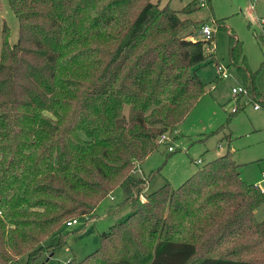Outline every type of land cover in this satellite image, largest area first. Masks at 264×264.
<instances>
[{"label":"trees","instance_id":"16d2710c","mask_svg":"<svg viewBox=\"0 0 264 264\" xmlns=\"http://www.w3.org/2000/svg\"><path fill=\"white\" fill-rule=\"evenodd\" d=\"M6 1L17 37L9 44L2 23L0 264H35L62 244L61 235L45 244L50 235L89 217L115 189L132 210L98 235L93 251L61 264H264V219L254 218L264 191L239 177L228 151L176 188L165 182L145 194L147 178L135 176L159 135L175 129L204 92L196 69L213 31L206 40L183 32L195 22L179 14L193 8ZM241 54L230 34L229 63L244 95L264 109Z\"/></svg>","mask_w":264,"mask_h":264},{"label":"rangeland","instance_id":"374dc122","mask_svg":"<svg viewBox=\"0 0 264 264\" xmlns=\"http://www.w3.org/2000/svg\"><path fill=\"white\" fill-rule=\"evenodd\" d=\"M151 1L160 6L168 4L176 11L188 4L186 10L193 9L179 17L189 18L195 26L183 32L190 30L203 40L198 26L207 24L213 33L212 39L203 45L205 59L196 69L204 92L176 126V133L170 135L167 142L158 143L141 160V172L137 171L135 176L147 178L143 192L155 191L165 182L176 188L196 169L227 151L238 164L239 177L264 190V178H261L264 173V109H253L245 92L241 96L237 94V98L232 95L230 88L241 85V81L228 60L229 35L232 34L241 43V56H244L249 71L255 73V88L264 99V0H209V6L200 5L198 0ZM2 23L8 28L9 44H14L17 20L6 0H0V28ZM213 58L216 63L228 67L226 78H216ZM232 108L238 110L230 113ZM124 113L127 115V107ZM167 145L173 147L172 151L166 149ZM197 159L199 163H196ZM111 197L103 198L86 219L79 217L75 224L64 225L50 235L45 244H54L59 235L63 237L62 244L39 255L34 263L61 264L69 258L82 259L93 251L98 245V235L132 210L128 203H123L120 189H115ZM254 218L257 221L264 219V203L254 210Z\"/></svg>","mask_w":264,"mask_h":264},{"label":"built area","instance_id":"2783aa9c","mask_svg":"<svg viewBox=\"0 0 264 264\" xmlns=\"http://www.w3.org/2000/svg\"><path fill=\"white\" fill-rule=\"evenodd\" d=\"M198 3L200 5H203L204 0H198ZM249 6L251 8V5H249ZM260 22H262V21H260ZM198 33L202 36V39L206 40V39H209V37L212 33V29L207 24H203L198 28ZM227 69H228V67L222 66L220 63H216L215 64L216 78H218V79L226 78L229 74ZM230 91H231L233 96L245 92L241 85L231 87ZM252 107H253V109H258L257 104H253ZM233 110H234V108L231 109V111H233ZM175 133H176L175 129H172L169 134L168 133H161L159 135V141L160 142H167V140H169L170 135L175 134ZM166 149L168 151H172L173 147L171 145H167ZM199 162H200V160L197 159L196 163H199ZM261 176L264 177V174H261ZM110 198L112 199L111 196H110ZM76 222H77V218H71V219L65 221L64 225L66 227H69V226L75 224Z\"/></svg>","mask_w":264,"mask_h":264},{"label":"crops","instance_id":"0c3cea01","mask_svg":"<svg viewBox=\"0 0 264 264\" xmlns=\"http://www.w3.org/2000/svg\"><path fill=\"white\" fill-rule=\"evenodd\" d=\"M193 36H195V33L193 34ZM139 170H140V169H139ZM140 172H141V170H140ZM261 174H264V173L262 172ZM261 178L263 179L264 177L261 176ZM147 183H148V182H147ZM147 183H146V184H147ZM256 186H257L258 188H260V190L264 191V190H263L261 187H259L258 185H256Z\"/></svg>","mask_w":264,"mask_h":264}]
</instances>
